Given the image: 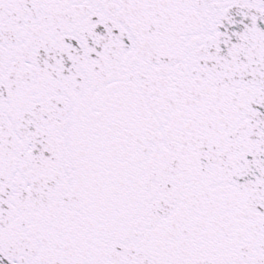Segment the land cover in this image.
I'll use <instances>...</instances> for the list:
<instances>
[{"label": "snow or ice", "instance_id": "1", "mask_svg": "<svg viewBox=\"0 0 264 264\" xmlns=\"http://www.w3.org/2000/svg\"><path fill=\"white\" fill-rule=\"evenodd\" d=\"M0 264H264V0H0Z\"/></svg>", "mask_w": 264, "mask_h": 264}]
</instances>
